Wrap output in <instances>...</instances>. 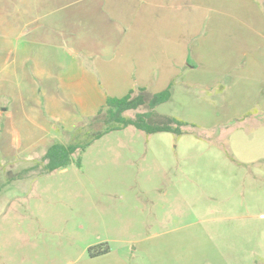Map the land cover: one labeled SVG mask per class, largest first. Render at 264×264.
Listing matches in <instances>:
<instances>
[{
	"label": "rangeland",
	"instance_id": "1",
	"mask_svg": "<svg viewBox=\"0 0 264 264\" xmlns=\"http://www.w3.org/2000/svg\"><path fill=\"white\" fill-rule=\"evenodd\" d=\"M35 2L0 0V160L10 171L0 192L18 194L0 223V264H264V77L252 75L264 59L263 0H164L170 28L199 21L196 71L152 119L184 121V134L128 126L51 173L52 145L82 147L108 124L68 96L76 52L36 43Z\"/></svg>",
	"mask_w": 264,
	"mask_h": 264
},
{
	"label": "crops",
	"instance_id": "2",
	"mask_svg": "<svg viewBox=\"0 0 264 264\" xmlns=\"http://www.w3.org/2000/svg\"><path fill=\"white\" fill-rule=\"evenodd\" d=\"M165 7L164 0H36V43L56 46L64 41L76 52L81 66L79 77L67 84L68 96L83 109L98 113L108 97H124L136 87L159 93L174 86L181 74L196 71L199 60L190 48L192 30L196 32L199 21L193 15L188 28L178 24L170 28L163 15ZM252 64L253 77L262 79L264 59ZM246 70L240 72V79ZM41 95L50 96L52 91ZM7 164L0 160V190L4 173L10 174ZM10 193L0 192L2 224L6 222L3 213L18 197ZM3 226L1 231L6 229Z\"/></svg>",
	"mask_w": 264,
	"mask_h": 264
},
{
	"label": "trees",
	"instance_id": "3",
	"mask_svg": "<svg viewBox=\"0 0 264 264\" xmlns=\"http://www.w3.org/2000/svg\"><path fill=\"white\" fill-rule=\"evenodd\" d=\"M172 87L173 85H170L159 93H153L147 88L136 87L122 98L108 97L104 107L94 117L95 122L105 121L108 126L104 130L97 132L92 140L82 147L77 145H52L44 157L45 171L51 173L67 168L71 164L73 154L79 149L84 151L95 140L112 131L121 130L128 126H134L147 134L169 132L179 136L183 135V127L187 125L184 121L169 118L168 123L160 124L152 120L156 116L155 109L172 99ZM141 108L146 112L139 113L135 119H130L123 115L125 112ZM78 165L80 166V160H78ZM107 252L108 250L103 253Z\"/></svg>",
	"mask_w": 264,
	"mask_h": 264
}]
</instances>
